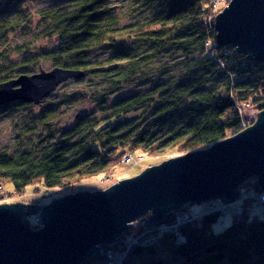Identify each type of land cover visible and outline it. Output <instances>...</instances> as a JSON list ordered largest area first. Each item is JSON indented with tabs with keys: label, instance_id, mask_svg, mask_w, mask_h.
<instances>
[{
	"label": "trees",
	"instance_id": "obj_1",
	"mask_svg": "<svg viewBox=\"0 0 264 264\" xmlns=\"http://www.w3.org/2000/svg\"><path fill=\"white\" fill-rule=\"evenodd\" d=\"M62 1L36 12L33 40L27 42L16 34L21 22L29 30L33 20L23 1L0 0V84L32 74L29 65L48 60L53 67L83 72L70 79L87 80L67 103L92 101L98 110L78 114L64 130L52 124L55 109H44L36 119L33 114L31 126L40 123L44 130L29 125L18 136L16 151H0V174L15 194L37 183L49 192L73 188L114 172L132 153L159 156L207 148L241 130L244 105L255 110L247 126L264 109V61L217 44L214 0H126L129 20L109 0ZM41 37L55 44L31 50ZM136 79L146 87L109 101ZM32 104L0 103V111ZM133 112L139 113L130 116ZM253 188L254 178L240 187L241 212L220 231L211 225L222 209L193 216L185 211L188 203L177 210L185 216L175 227L146 228L149 213L121 236L154 233L150 243L124 247L118 238L101 249L114 254L118 243V264H264V209H249L263 199Z\"/></svg>",
	"mask_w": 264,
	"mask_h": 264
},
{
	"label": "water",
	"instance_id": "obj_2",
	"mask_svg": "<svg viewBox=\"0 0 264 264\" xmlns=\"http://www.w3.org/2000/svg\"><path fill=\"white\" fill-rule=\"evenodd\" d=\"M216 42L264 61V0H229L215 16ZM83 72L40 69L0 84V103L40 104L59 84ZM254 178L264 200V109L253 123L213 145L168 158L105 189L76 191L48 204H0V264H110L103 245L115 242L150 212L146 228L178 224L188 203L230 205ZM36 217L32 228L29 216Z\"/></svg>",
	"mask_w": 264,
	"mask_h": 264
},
{
	"label": "rangeland",
	"instance_id": "obj_3",
	"mask_svg": "<svg viewBox=\"0 0 264 264\" xmlns=\"http://www.w3.org/2000/svg\"><path fill=\"white\" fill-rule=\"evenodd\" d=\"M22 5L25 13H27L32 20L31 27L29 30L24 26V22L20 23V27L17 31L18 39L26 40L27 42H32L33 38L31 35L34 18L37 17L36 12L43 7L51 5L62 4V0H22ZM229 0H219L218 3L214 4L211 15L216 16L227 4ZM109 3L114 6L117 11L121 12L124 20H129L130 14L127 13L128 2L126 0H109ZM220 10V11H219ZM219 11V12H218ZM218 12V13H217ZM17 35H11L13 38ZM35 43V42H34ZM212 43V41L210 42ZM55 44V39H49L41 37L39 41L31 46V50H38L41 48H51ZM53 64L48 60H40L37 66L29 65L27 70L38 72L40 69L49 71L53 69ZM87 79V78H86ZM75 79H68L57 86V88L51 92L47 97H45L40 105L32 104L31 107L23 108L22 106H11L4 108L0 111V151L6 150L10 153L16 151L18 136L23 133H27L26 127L30 125V128L36 129L35 132L43 131L46 127L43 124L38 123L35 127H32L33 114L36 115L35 119L41 114L44 109H55L57 111V117L52 124L58 127L60 130L67 129L72 126L77 119L78 114L80 113H91L98 110L97 105L92 101H85L80 104L78 103H67V97L75 89L82 87L83 83H87V80L78 83ZM146 87L144 82H141L139 79H136L133 83L121 89L118 93L113 95L109 101L113 102L117 98L123 97L127 94L133 93L139 89ZM243 111V121L250 120L255 115V110L249 105H244L242 108ZM139 113V112H138ZM133 112L130 116H135L138 114ZM181 154L176 152H169L166 154H161L159 156H147L141 153H132L130 159L125 161L124 157L121 161V164L115 169L114 172L101 175V176H92L84 179L80 183L76 184L73 188L53 190L49 192L50 189L46 188L40 183L30 184L26 187L25 194H15L12 190V184L9 179L0 174V204L1 203H12V202H26V203H38L41 205L48 204L54 198L63 196L76 191H95L105 189L109 185L115 183L124 178L132 177L142 171L144 168L151 165L158 164L163 160H166L171 157H175ZM49 192V193H47ZM243 196V195H242ZM221 202L213 200L209 203H189L185 208V211L193 216L199 215L201 212L208 211L213 208L220 207ZM236 202L225 205V212L218 215L217 219L212 223L211 227L214 232L222 230L227 226L234 217V207ZM256 206V205H255ZM250 209V208H249ZM251 211V209H250ZM150 212L144 214L143 216L148 215ZM142 216V217H143ZM141 217V218H142ZM30 225L32 228H38L39 225H36V217L29 216ZM164 225V224H162ZM124 235V234H122ZM138 234L129 235L133 238ZM122 238V237H119ZM134 241V240H132ZM116 242V241H115ZM124 247L127 246L126 243L123 244ZM121 248L119 244H116L115 252H109L110 254V264H118L120 261Z\"/></svg>",
	"mask_w": 264,
	"mask_h": 264
},
{
	"label": "built area",
	"instance_id": "obj_4",
	"mask_svg": "<svg viewBox=\"0 0 264 264\" xmlns=\"http://www.w3.org/2000/svg\"><path fill=\"white\" fill-rule=\"evenodd\" d=\"M219 2V0H214V3L216 4V3H218ZM242 128L241 129H243V128H245V127H247V125H246V122L245 121H243L242 122ZM130 159V156H125L124 157V160L125 161H127V160H129ZM239 200L240 199H238L237 201H236V206L234 207V212L235 213H240L241 212V205H240V203H239ZM220 209H222L223 210V212H225V205L224 204H220V207H219ZM250 209H251V211H255V210H257V209H264V200H262L261 202H260V204L256 207V206H250ZM177 224H174V225H172V226H165V225H161V226H159L160 227V232H163L164 231V229H169V228H172V227H175ZM156 238V235L154 234V233H144V234H142V235H137L136 237H134L133 236V238L131 237V236H125V237H123L122 239H121V244H124V243H126L127 244V246L126 247H129V245L130 244H132V243H136V242H140V243H143V244H146V243H150L151 241H153L154 239ZM132 240H134V241H132ZM118 244V243H117Z\"/></svg>",
	"mask_w": 264,
	"mask_h": 264
}]
</instances>
